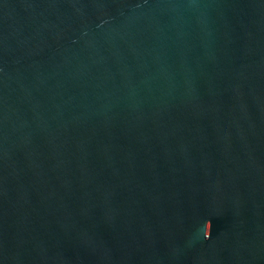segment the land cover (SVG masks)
<instances>
[{
	"label": "water",
	"instance_id": "95a60500",
	"mask_svg": "<svg viewBox=\"0 0 264 264\" xmlns=\"http://www.w3.org/2000/svg\"><path fill=\"white\" fill-rule=\"evenodd\" d=\"M0 264H264V0H0Z\"/></svg>",
	"mask_w": 264,
	"mask_h": 264
}]
</instances>
